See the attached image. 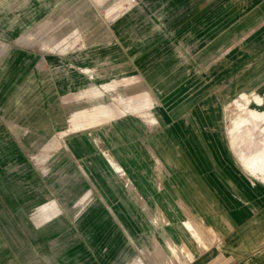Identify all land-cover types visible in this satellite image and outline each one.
<instances>
[{
  "label": "crops",
  "instance_id": "0c3cea01",
  "mask_svg": "<svg viewBox=\"0 0 264 264\" xmlns=\"http://www.w3.org/2000/svg\"><path fill=\"white\" fill-rule=\"evenodd\" d=\"M61 2L22 29L0 18L1 253L264 264V121L231 131L223 109L241 89L264 100V73L241 78L221 34L191 20L167 38L126 15L44 18ZM179 31L200 39L198 62Z\"/></svg>",
  "mask_w": 264,
  "mask_h": 264
},
{
  "label": "rangeland",
  "instance_id": "374dc122",
  "mask_svg": "<svg viewBox=\"0 0 264 264\" xmlns=\"http://www.w3.org/2000/svg\"><path fill=\"white\" fill-rule=\"evenodd\" d=\"M58 1L0 0V18L15 20L16 28L22 29ZM241 1L237 0V4ZM226 2L232 4V0H63L44 18H116L126 15L127 18H140L145 30H160L166 33L167 38L168 32L172 33L173 29L182 30L183 28L180 27L186 25L184 21L191 20L186 26L194 27L192 35L194 32L198 33L200 26H203V32L210 36L215 35L216 32L221 34L224 49L219 57L226 62L231 59L238 61L241 78L259 76L264 73V18H254V16H264V8L222 6ZM238 15L239 17H236ZM245 15L251 18H245ZM223 16L227 17L222 18ZM200 18H203L202 22ZM38 25L39 23L35 24L32 30H38ZM175 35L177 41H181L182 47L186 46L191 53L192 62H198L200 39L195 41L194 36L189 38L187 35L180 37V31ZM189 43H192L191 46ZM249 94L253 93L241 89L234 100L225 102L223 108L225 123L231 121V131L264 121L263 98L254 95L255 101H253ZM146 101V109H150L151 99L146 98ZM100 110L102 114L106 113L103 105ZM232 112L238 115L230 120L229 116L232 117ZM236 121L240 125L235 128ZM260 130L264 141V126ZM6 257L7 253L0 251V264H22L17 257L18 262L13 257Z\"/></svg>",
  "mask_w": 264,
  "mask_h": 264
},
{
  "label": "bare ground",
  "instance_id": "6f19581e",
  "mask_svg": "<svg viewBox=\"0 0 264 264\" xmlns=\"http://www.w3.org/2000/svg\"><path fill=\"white\" fill-rule=\"evenodd\" d=\"M238 125H240V123H238L237 121L235 122V124H234V127L236 128V127H239ZM47 250V249H46Z\"/></svg>",
  "mask_w": 264,
  "mask_h": 264
}]
</instances>
